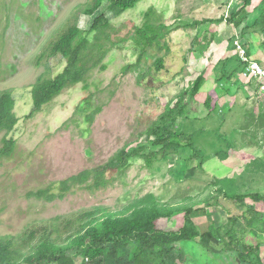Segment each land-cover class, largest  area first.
Listing matches in <instances>:
<instances>
[{
  "label": "rangeland",
  "instance_id": "obj_1",
  "mask_svg": "<svg viewBox=\"0 0 264 264\" xmlns=\"http://www.w3.org/2000/svg\"><path fill=\"white\" fill-rule=\"evenodd\" d=\"M88 1L0 0V91L11 92L19 119L8 137L14 142L12 154L0 162V235L15 236L33 221L92 207L128 215L134 204L209 213L232 208L223 220L240 218L234 202L217 191V181L232 196L264 195V93L258 83L243 78L235 46L264 67V0H251L245 8L242 0H143L118 17L108 15L114 28L149 23L163 26L168 35L138 66L130 44L111 51L107 70L89 74V90L82 84L67 89L29 117V87L64 67L56 60L47 70L43 63L36 65L37 56ZM76 24L84 30L86 16L79 13ZM198 77L203 85L195 93ZM87 98L90 111L101 108L91 125L78 111ZM171 104L177 105L178 130L191 137V146L177 142L165 155L150 147L148 133ZM142 144L147 150L106 189L73 188L59 197L61 181ZM46 189L55 192L53 201L34 197ZM244 202L264 215L263 202ZM169 223L179 228L183 216L172 215ZM194 223L201 234L209 231L205 218ZM254 233L264 242V227L256 225ZM178 249L186 264L256 263L255 255L237 262L221 246L208 251L199 239ZM259 253L264 260V249Z\"/></svg>",
  "mask_w": 264,
  "mask_h": 264
},
{
  "label": "trees",
  "instance_id": "obj_2",
  "mask_svg": "<svg viewBox=\"0 0 264 264\" xmlns=\"http://www.w3.org/2000/svg\"><path fill=\"white\" fill-rule=\"evenodd\" d=\"M141 1L90 0L77 7L72 20L55 33L36 58V65L43 63L47 70L51 61L56 60L64 67L56 76L38 78L29 87L32 102L29 117L42 112L67 89L82 84L83 90H89V74L94 70H107L104 62L111 51L124 49L130 44L137 57L135 66H138L154 48L161 46L168 35L163 26L144 23L142 27L133 25L130 28L128 23L114 28L110 22L108 15L118 17L134 9ZM250 1L242 0V8ZM79 13L86 16L84 30L76 24ZM157 65L162 69L160 61ZM202 85L203 78L198 77L193 84V92L197 93ZM14 106L11 92L0 91V162L8 160L13 151L14 142L8 137L19 122ZM176 106L171 104L148 133L152 136L150 147L165 155L177 142H188L191 146V137L178 130L180 116ZM90 107L91 98H87L78 109L85 113L84 122L88 125L101 112L100 107L93 111ZM205 107L210 109L209 103L206 102ZM148 147L142 144L122 149L102 166L61 181L59 197L73 188L88 192L106 189L125 173L130 160L141 157ZM217 183L220 187L217 191L222 192L224 199L234 202L233 208L240 213V218L233 216L223 220L224 216L232 213L230 207V210L215 209L209 213L205 209L191 207L173 210L167 206L134 204L128 215L107 207L80 209L54 219L33 221L15 236L0 235V264H186L185 254L178 246L197 239L208 251H213L214 246H221L222 251L234 254L237 262L247 263V258L255 255L254 264H264L259 253L264 242L254 233L256 225L264 227V215L244 202L249 198L264 203V195L232 196L221 187L220 181ZM211 187H217L216 183ZM33 195L45 201H53L56 197L52 189L38 190ZM178 214L183 216V225L173 228L169 217ZM199 218H205L210 223L207 233L201 234L195 225L194 220Z\"/></svg>",
  "mask_w": 264,
  "mask_h": 264
},
{
  "label": "built area",
  "instance_id": "obj_3",
  "mask_svg": "<svg viewBox=\"0 0 264 264\" xmlns=\"http://www.w3.org/2000/svg\"><path fill=\"white\" fill-rule=\"evenodd\" d=\"M235 46L244 66L243 78L258 83L260 90L264 93V68L256 61H248L245 52L238 46V43H235Z\"/></svg>",
  "mask_w": 264,
  "mask_h": 264
},
{
  "label": "crops",
  "instance_id": "obj_4",
  "mask_svg": "<svg viewBox=\"0 0 264 264\" xmlns=\"http://www.w3.org/2000/svg\"><path fill=\"white\" fill-rule=\"evenodd\" d=\"M263 249H264V246H263ZM261 250H262V248H261Z\"/></svg>",
  "mask_w": 264,
  "mask_h": 264
}]
</instances>
